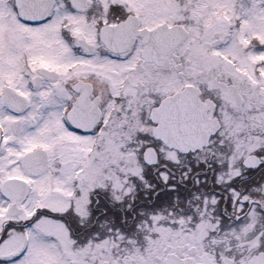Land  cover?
Masks as SVG:
<instances>
[{
    "label": "snow or ice",
    "instance_id": "obj_1",
    "mask_svg": "<svg viewBox=\"0 0 264 264\" xmlns=\"http://www.w3.org/2000/svg\"><path fill=\"white\" fill-rule=\"evenodd\" d=\"M0 264H264V0H0Z\"/></svg>",
    "mask_w": 264,
    "mask_h": 264
}]
</instances>
